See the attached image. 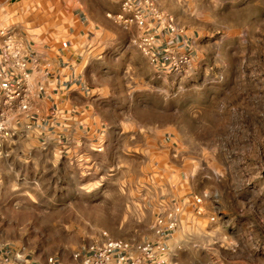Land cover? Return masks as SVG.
<instances>
[{
  "label": "rangeland",
  "instance_id": "obj_1",
  "mask_svg": "<svg viewBox=\"0 0 264 264\" xmlns=\"http://www.w3.org/2000/svg\"><path fill=\"white\" fill-rule=\"evenodd\" d=\"M61 1L0 0V28L59 46L74 27ZM136 5L144 28L111 2L74 41L95 99L85 126L59 137L7 115L0 244L19 259L81 264L75 253L107 239L158 241L157 215L178 206L165 264H264V0ZM180 56L189 63L174 65Z\"/></svg>",
  "mask_w": 264,
  "mask_h": 264
},
{
  "label": "crops",
  "instance_id": "obj_2",
  "mask_svg": "<svg viewBox=\"0 0 264 264\" xmlns=\"http://www.w3.org/2000/svg\"><path fill=\"white\" fill-rule=\"evenodd\" d=\"M120 1L62 0L61 9L65 11L74 27L68 30L71 38L65 39L59 46H40L35 42L32 44L28 38L18 37L23 44L24 57L28 61L27 87L30 109L27 118L32 119L33 126L37 129L51 128L55 133L59 130L58 136L61 137L68 131L76 132L81 126H85V121L93 119L95 99L90 93L92 88L84 76L83 48L74 41L88 36L99 25L93 11L102 19L110 9V3H120ZM133 1L136 4L140 2V0ZM163 45L165 42L161 43V46ZM156 53L161 59L163 53L158 50ZM3 75L4 82L10 85H13L15 78L18 77L16 74L10 75L6 69L3 70ZM1 101L0 93V104ZM16 121L21 122L22 119ZM87 128L92 133V137L98 135L95 126L88 125ZM91 128L94 129L93 132ZM183 202L189 200L184 199ZM3 247L4 249L0 248V256L6 264H46L33 259L28 260L25 256H19L21 258L19 259L14 256V252L7 249V245L4 244ZM164 255L163 252L158 258L162 264L167 261Z\"/></svg>",
  "mask_w": 264,
  "mask_h": 264
},
{
  "label": "built area",
  "instance_id": "obj_3",
  "mask_svg": "<svg viewBox=\"0 0 264 264\" xmlns=\"http://www.w3.org/2000/svg\"><path fill=\"white\" fill-rule=\"evenodd\" d=\"M120 6L122 11L130 13L129 21L135 23L138 27L146 26V19L143 11L138 8L133 0H121ZM122 18L121 16H118ZM127 19H125L126 21ZM144 45L146 51L149 52L155 47V39L153 35H145ZM171 41V40H170ZM156 55L153 61H156ZM174 65H185L189 63L186 56L178 58L171 57ZM28 61L24 57L23 44L9 28H0V93L2 101L0 104V144L12 136V130L8 124L7 115L9 113H17V116H28L30 109L29 90L27 81L29 71L27 68ZM6 69L10 75H18L13 85L4 82L3 70ZM192 202L198 205L201 198L193 196ZM180 208L176 206L171 210L157 215L152 230L155 232L158 241L143 242L135 248L129 246L128 243L120 240L107 239L101 244H91L84 253H75L74 258L79 260L81 264H162L158 258L163 253L165 246V237L177 227V215ZM0 248L4 249L3 244ZM137 253V256L134 255ZM50 264H55L49 259ZM0 264H6L0 256Z\"/></svg>",
  "mask_w": 264,
  "mask_h": 264
}]
</instances>
